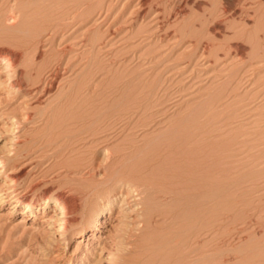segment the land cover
<instances>
[{"label": "rangeland", "instance_id": "374dc122", "mask_svg": "<svg viewBox=\"0 0 264 264\" xmlns=\"http://www.w3.org/2000/svg\"><path fill=\"white\" fill-rule=\"evenodd\" d=\"M1 46L16 51L25 76L21 89L11 87L1 62L0 264H264V0H0ZM50 79L51 91L35 96ZM154 81L160 90L150 89ZM112 103L122 128L107 146L117 166H137L133 181L173 185L148 190L147 215L132 203L109 210L98 194L107 183L94 186L110 178L113 160L104 149L93 156L85 132L93 124L85 127L77 113L92 104L113 110ZM125 109L134 114L124 132ZM174 165L182 175L198 167L197 199L187 206L175 194L188 187L175 188ZM58 191L78 204L63 236L50 226L58 208L43 198ZM186 233L197 238L191 258L188 245L178 248Z\"/></svg>", "mask_w": 264, "mask_h": 264}, {"label": "bare ground", "instance_id": "6f19581e", "mask_svg": "<svg viewBox=\"0 0 264 264\" xmlns=\"http://www.w3.org/2000/svg\"><path fill=\"white\" fill-rule=\"evenodd\" d=\"M11 15V14H10ZM15 17L16 16H14V15H11V16H9V19H15ZM8 19V20H9ZM7 39V38H6ZM32 39H33V37H32ZM7 40H10V39H7ZM4 41V40H3ZM13 41V40H12ZM16 41V40H15ZM22 42V41H21ZM3 43V42H2ZM5 43V42H4ZM9 43V42H8ZM26 44H28L27 42H25ZM24 43V44H25ZM14 47V46H13ZM19 48V47H18ZM19 53V52H18ZM16 57H17V53H16V51L15 50H13V48L12 49H10V48H6V47H0V64H1V62H3V67L5 68V72L7 73V75H8V79H10V84H11V87H15V88H17L18 87V90H19V88L21 89V87L23 86V77L25 76L24 74H23V71H21V70H18L15 66H16ZM56 58V57H55ZM29 70H31V69H29ZM30 72V71H29ZM44 72V71H43ZM58 73V72H57ZM31 74H32V72H31ZM37 75V74H36ZM12 77H14V80H11L12 79ZM28 77H30V76H28ZM92 77V76H91ZM136 77V76H135ZM42 78V77H41ZM46 78V77H45ZM90 78V77H89ZM25 79V78H24ZM23 80V81H22ZM32 80V79H31ZM89 80V79H88ZM132 80V79H131ZM140 80V79H139ZM133 81V80H132ZM153 81V80H152ZM157 81V80H156ZM31 82V81H30ZM47 82V81H46ZM45 82V83H46ZM82 83H83V81H81ZM88 82H90V80L88 81ZM92 82V81H91ZM141 82V81H140ZM147 82H149V81H147ZM151 82V81H150ZM44 83V84H45ZM146 83V82H145ZM154 83H155V85H154V87H153V85H151V87H150V89H154L155 90V88H158L159 87V83H158V81H157V83L154 81ZM29 84V83H28ZM124 84H125V82L123 83V86H124ZM147 84V83H146ZM54 84H53V79H50L49 80V83L48 84H45V86L44 85H42V86H39V87H43V89L41 88V89H33V90H36V93H35V96H40V97H42L43 95H45L47 92H49V91H51V89H52V86H53ZM83 85V84H82ZM129 85H131V84H129ZM33 86V85H32ZM90 86H93L92 84L90 85ZM107 86H109V85H107ZM158 86V87H157ZM79 87V86H78ZM82 87V86H81ZM114 88H115V86H113ZM119 87V86H118ZM147 87V86H146ZM145 87V88H146ZM167 87V86H166ZM31 88V87H30ZM93 88V87H92ZM91 88V89H92ZM99 88V87H98ZM97 88V89H98ZM128 88V87H127ZM134 88V87H133ZM138 88V87H137ZM169 88V87H168ZM26 89H27V87H26ZM29 89V88H28ZM85 89V88H84ZM97 89H94V92H96V90ZM140 89V88H139ZM144 89V88H143ZM159 90H160V87L158 88ZM157 89V90H158ZM111 90H113V89H111ZM118 90V89H117ZM153 90V91H154ZM77 91V90H76ZM83 91V90H82ZM99 91V90H98ZM114 91V90H113ZM112 91V92H113ZM137 91V90H136ZM144 91V90H143ZM86 92V91H85ZM88 92H90V91H88ZM87 92V93H88ZM93 92V91H92ZM100 92V91H99ZM99 92H97V93H99ZM135 92V91H134ZM155 92V91H154ZM153 92V93H154ZM77 93V92H76ZM131 93V92H130ZM140 93V92H139ZM149 93V92H148ZM91 93H89L88 95H90ZM93 94V93H92ZM134 94V93H133ZM136 94V93H135ZM152 94V93H151ZM151 94H149V95H151ZM162 94V93H161ZM70 95V94H69ZM69 95H67V97L69 96ZM77 96H78V94H76ZM96 93H95V95H93V96H95L96 97ZM100 94H98L97 95V97L96 98H98V96H99ZM140 95H141V93H140ZM145 96L144 97H146L147 98V96H148V94L146 95V93L144 94ZM156 95V94H155ZM165 95V94H164ZM171 95V94H170ZM142 96V95H141ZM169 96V95H168ZM167 96V97H168ZM85 97H86V94H85ZM87 97H89V96H87ZM87 97H86V100L87 101H89L88 99H92V96H91V98H88L87 99ZM94 97V98H95ZM143 97V98H144ZM152 97H154V96H152ZM164 97V96H163ZM75 98H76V96H75ZM95 98V99H96ZM100 98V97H99ZM97 99V103L99 102L98 100H100V99ZM138 98H140V97H138ZM143 98H140V99H143ZM159 98V97H158ZM170 98V97H169ZM39 99V98H38ZM58 99H60V98H58ZM61 99H62V97H61ZM64 99L66 100L67 98H65L64 97ZM125 99V98H124ZM134 99V98H133ZM77 100V99H76ZM159 100H160V98H159ZM69 101H72V100H69ZM78 101V100H77ZM94 101V100H93ZM141 101V100H140ZM143 101V100H142ZM144 101H145V99H144ZM143 101V102H144ZM57 102H59V101H57ZM64 102V101H63ZM62 102V103H63ZM81 102V101H80ZM95 102V103H96ZM155 102V101H154ZM153 102V103H154ZM164 102V101H163ZM169 102V101H168ZM61 103V102H60ZM60 103H58V104H60ZM66 103H67V101H66ZM93 103V102H92ZM105 103V102H104ZM104 103H103V105H104ZM129 103V102H128ZM128 103H127V105H128ZM136 103L138 104V102L136 101ZM135 103V104H136ZM145 103V102H144ZM149 103V102H148ZM65 104V103H64ZM63 104V105H64ZM70 104V103H69ZM69 104H68V107H69ZM80 104V103H79ZM90 104H91V101H90ZM109 104V103H108ZM146 104V103H145ZM156 104V103H155ZM154 104V105H155ZM72 105V104H71ZM106 105V104H105ZM114 105V103H112V106ZM59 106V105H58ZM82 106V108H84L83 107V105H81ZM81 106H79L78 108H79V110H80V108H81ZM111 106V105H110ZM111 106V107H112ZM121 106V105H120ZM130 106V105H129ZM132 106H133V104H132ZM153 106V105H152ZM156 106V105H155ZM159 106H161V105H159ZM57 107V106H56ZM60 107V106H59ZM71 107V106H70ZM108 107V108H107ZM114 107V106H113ZM128 107V106H127ZM138 107V106H137ZM137 107H135V108H137ZM148 107V106H147ZM154 107V106H153ZM81 108V109H82ZM110 107L109 106H102L101 104L100 105H98V104H92L91 106H88V107H86L85 106V108H84V110H82L81 112V115H80V113H77L76 111V113L80 116V120H78V118H77V120L78 121H81L82 123H83V125L84 124H86L87 125V123H89V125H90V123L91 124H93L91 127H88L87 129H85V132L87 133L86 135H87V137H89V142L84 138V141L86 140L90 145H88V147L87 148H92L90 151H93V156L94 157H96L95 155H94V153H96V152H99V151H101V149H104L103 151H105V154H106V157H103V158H106V160L107 159H109V158H111L113 161H111L110 162V165H109V167H106L108 170V175L110 176V178H107L106 179V176L103 178V179H101L100 180V182L98 183V184H96V185H94L95 186V188H98L99 187V185L100 184H104V183H107V185H105V186H103V188H101V190H98V194H99V196L101 197V198H104V196H106V197H108V209L110 210V209H112V206L113 205H115V204H119L120 203V206L121 207H123L124 209H131V207H132V205H131V203L132 204H134V205H136V206H138L137 208H134L135 210L137 209V211L138 210H141V212L142 213H144L145 214V212L148 214V211H150V207L151 206H149L148 205V203H147V199L145 198L146 196H145V194H149L148 192H151V191H148L149 189H151V188H153L154 189V191L153 192H160L161 194H163V193H165L166 191L164 190V189H166L165 187H163L162 188V186H168V184L167 185H162V183L164 182L163 180V182L160 184L159 182L161 181V179H160V181L157 183L158 185H159V187H154V186H150V185H147V184H145L144 182H142V180H136V181H133V179L131 180L130 179V177L136 172H140L139 170H135V168L137 167H135V165H134V170H132L133 168H131V167H128V166H126V165H121V163L119 164V167L117 166L118 164L117 163H115L116 162V160L114 161V159L113 158H115L116 157V155H114V153L116 152L115 150H114V153L112 152V151H110L109 150V146H107V144L111 141V140H114V138H116V137H118L117 135L119 134V131H120V128H122V125H121V127L120 126H118L119 124H118V120L121 118H119L118 120H116L117 121V124H116V122H115V120L113 119L114 117H115V113H116V111H114V110H117V109H115V107H114V109L113 110H111V109H109ZM125 108V107H124ZM63 109H68L67 108V106H66V108L63 106ZM132 109V108H131ZM129 110V111H127L126 109V112L125 111H123V112H125L124 113V115H122L123 117L127 114L128 116L126 117V118H124L123 119V121H125L124 122V124H123V127H124V132H125V130H127L128 128H130L129 126L131 125V122H133V121H131L130 120V117H131V115H133L134 114V111L133 110ZM155 109V108H154ZM57 110V109H56ZM134 110H137V109H134ZM72 111H73V109H72ZM155 111H156V109H155ZM53 112V111H52ZM57 113V112H60V110H58V111H54V113ZM150 112H152V111H150ZM56 113H55V115H56ZM61 113H64L62 110H61ZM60 113V114H61ZM142 113V112H141ZM68 115L67 116H69V114L70 113H67ZM73 114V113H72ZM140 114V113H139ZM54 115V116H55ZM63 115V114H62ZM65 115H66V113H65ZM64 115V116H65ZM71 115V114H70ZM141 115V114H140ZM146 115V114H145ZM152 115V114H151ZM156 115H158V113H156ZM74 116V115H73ZM78 116V117H79ZM119 116H121V115H119ZM195 116V115H194ZM55 117H57V116H55ZM60 117H62V120H65V119H63V116H60ZM71 117V116H70ZM75 117H77L76 115H75ZM75 117H74V119H75ZM117 117H118V115H117ZM144 117H146V116H144ZM152 117V116H151ZM67 118V117H66ZM72 119V118H71ZM102 119H103V123H105L104 122V120L107 122V125L105 126V127H103V125H101V121H102ZM115 119H117V118H115ZM52 120V119H51ZM57 120H61L60 118L59 119H57ZM57 120H55V121H57ZM158 120V119H157ZM68 121H69V119H68ZM70 121H72L73 122V119L72 120H70ZM75 121H76V119H75ZM184 121V120H183ZM59 122V121H58ZM62 122V121H61ZM60 122V123H61ZM72 122H71V124H72ZM150 122V121H149ZM60 123L58 124V125H60ZM63 123V122H62ZM66 123V122H65ZM102 123V124H103ZM152 123V122H151ZM184 123V122H183ZM57 125V123H54V125ZM77 124V123H76ZM134 123H132V125H133ZM148 124V123H147ZM177 123H175V125H176ZM65 125V124H64ZM64 125H61V126H64ZM86 125H84L85 127H86ZM88 125V126H89ZM139 123H138V125H136V126H138L139 127ZM146 125V124H145ZM179 127L181 126L180 124H177ZM176 125V126H177ZM52 126V125H51ZM60 126V127H61ZM69 126H70V124H69ZM84 126H83V128H84ZM187 126V125H186ZM186 126L184 127V128H186ZM57 128L59 127V126H56ZM103 127V128H102ZM134 127V126H133ZM132 127V128H133ZM143 127V126H142ZM179 127H178V129H179ZM182 127V126H181ZM72 128V127H71ZM63 129H64V127H63ZM174 129V128H173ZM175 129H177L176 127H175ZM183 129V128H182ZM181 129V131H183ZM62 130V129H61ZM60 130V131H61ZM78 130V129H77ZM84 130V129H83ZM133 130V129H132ZM63 131V130H62ZM130 131H131V129H130ZM171 131V130H170ZM177 130H175V132H176ZM188 131V130H187ZM124 132H123V134H124ZM190 132V131H189ZM61 133V132H60ZM79 133V132H78ZM77 133V134H78ZM84 133V132H83ZM82 133V134H83ZM131 133V132H130ZM170 133H172L171 135H173L174 133L173 132H170ZM181 133V132H180ZM81 134V135H82ZM132 134V133H131ZM134 134V133H133ZM168 134V133H167ZM182 134V133H181ZM54 135V134H53ZM63 135V134H62ZM170 135V136H171ZM176 135H178L179 136V134L177 133ZM176 135H174V136H176ZM55 136V135H54ZM83 136V135H82ZM82 136H81V140L80 141H82ZM120 136V135H119ZM129 136H131V135H129ZM181 136V135H180ZM183 136H185V135H183ZM196 136V135H195ZM48 137V136H47ZM57 137V136H56ZM55 137V138H56ZM74 137V136H73ZM177 137V136H176ZM182 137V136H181ZM180 137V138H181ZM119 138V137H118ZM132 138V137H131ZM130 138V139H131ZM170 138V137H169ZM175 138V137H174ZM53 139V138H52ZM62 139V138H61ZM76 139V138H75ZM164 139V138H163ZM171 139H173V136H172V138ZM63 140V139H62ZM128 140V139H127ZM132 140V139H131ZM177 140H178V137H177ZM177 140H176V142H177ZM180 140H182V139H180ZM47 141V140H46ZM51 141V140H50ZM79 141V140H78ZM129 141V140H128ZM151 141V140H150ZM165 141V140H164ZM175 142V140H172V144ZM83 142V141H82ZM131 142V141H130ZM160 142V141H159ZM163 142V141H162ZM180 142V141H179ZM78 143V142H77ZM132 143V142H131ZM151 143V142H150ZM172 144H170V145H172ZM156 145V144H155ZM166 145H169V144H166ZM169 145V146H170ZM182 145V144H181ZM83 146H85V145H83ZM127 146V145H126ZM154 146V145H153ZM81 147V146H80ZM80 147H79V149H80ZM147 147V146H146ZM156 147V146H155ZM173 147V146H172ZM183 147V146H182ZM128 148H132L131 147V144L130 143H128V147H127V149ZM29 149V148H28ZM168 149V148H167ZM174 149V148H173ZM203 149V148H202ZM72 150H75V149H72ZM113 150V149H112ZM117 150V149H116ZM165 151H166V149H164ZM163 150V151H164ZM178 150V149H177ZM85 151V150H84ZM87 151H89V150H87ZM86 151V152H87ZM89 151V152H90ZM81 152H83V151H81ZM129 152V151H128ZM132 152H133V150H132ZM205 152V151H204ZM85 153V152H84ZM91 153V152H90ZM145 153H147V152H145ZM156 153V152H155ZM159 153V152H158ZM193 154V153H192ZM208 154V153H207ZM80 155V154H79ZM120 155V154H119ZM123 155H126L125 156V158L127 157V156H132V154H131V152H129V153H127L126 152V154H124L123 153ZM151 155V154H150ZM191 155V154H190ZM204 155V154H203ZM209 155V154H208ZM213 155V154H212ZM81 156V155H80ZM85 156V155H84ZM90 156V155H89ZM92 156V155H91ZM90 156V157H91ZM121 156V155H120ZM119 156V157H120ZM146 156V155H145ZM149 156V155H148ZM214 156V155H213ZM88 157V156H87ZM90 157H88V158H90ZM93 157V158H94ZM152 157V156H151ZM197 157V156H196ZM204 157H206L205 155H204ZM209 157V156H208ZM215 157V156H214ZM129 158V157H128ZM178 158V157H177ZM188 158V157H187ZM213 158V157H212ZM118 159V158H117ZM215 159V158H214ZM84 160H85V157H84ZM89 160V159H88ZM128 159H126V161H127ZM144 160V159H143ZM150 160H151V158H150ZM154 160H155V158H154ZM189 160V159H188ZM196 160V159H195ZM81 161V160H80ZM108 161V160H107ZM125 161V162H126ZM145 161V160H144ZM180 161H181V159H180ZM194 161V160H193ZM197 161V160H196ZM207 161V160H206ZM211 161V160H210ZM83 162V161H82ZM90 163H86L85 165L86 166H90L91 167V169L94 171L95 170V168H96V160H95V162L94 161H92L91 162V160L89 161ZM129 162V161H128ZM141 162V161H140ZM139 162V163H140ZM182 162V161H181ZM189 162H191V161H189ZM188 162V163H189ZM201 162V161H200ZM208 162V161H207ZM103 163V162H102ZM109 163V162H108ZM124 163V162H123ZM132 163V162H131ZM131 163H129L130 165L129 166H132L131 165ZM149 163V162H148ZM147 163V164H148ZM183 163H184V161H183ZM194 163H195V161H194ZM194 163L192 162V164H193V166H195V165H197V164H195L194 165ZM198 163V162H197ZM203 163V162H202ZM125 164V163H124ZM145 164V163H144ZM173 164H176V163H174L173 162ZM181 164V163H180ZM201 164V163H200ZM209 164V163H208ZM108 165V164H107ZM188 165V164H187ZM207 165V164H206ZM211 165V164H210ZM6 166V158L5 157H2L1 159H0V170L1 171H3L4 170V167ZM98 166V165H97ZM140 166V165H139ZM175 166V165H174ZM184 166V165H183ZM182 166V167H183ZM186 166V165H185ZM190 166V165H189ZM192 166V167H193ZM201 166V165H200ZM213 166H215V165H213ZM81 167V166H80ZM80 167H79V169H80ZM89 167V168H90ZM100 167V165L98 166V168ZM175 167H180L179 169H180V171H179V169H177L178 170V174H181V176L180 177H178V176H176L177 174V171L174 169ZM175 167H173V169L171 168V171H173V170H175L176 171V173H174V171H173V173L174 174H172V172H170L173 176H171V178L173 177H176V178H174L175 180H178L177 178H179L180 180L179 181H177V184H174V183H176V181L174 182V179H173V182H172V184H174V186H175V188L177 187V186H180V185H187V189H189V192H188V190L186 189V191H185V193H182L181 192V190L179 191V190H177V191H179V192H177V193H175L176 195H177V197H178V199L180 198V199H184L186 202H185V205H186V203H189V204H191L192 202L194 203V201L197 199H194L195 198V189H196V187L197 186H199V185H197L196 183V180L198 179V175L196 174V171H198L197 169H198V167H197V169H196V171H195V168H194V170L192 169V167H191V171H189L188 170V168L190 169V167H188L187 166V170L190 172V174L188 173V171H186V173H184L183 175H182V173L184 172V170H183V172L181 171V166H175ZM203 167V166H202ZM210 167V166H209ZM85 168V167H84ZM144 168V167H143ZM145 168H146V166H145ZM163 168H165V167H163ZM205 168V170H207L206 168L207 167H204ZM139 169V168H138ZM142 169V168H141ZM147 169V168H146ZM166 169V168H165ZM168 169V168H167ZM183 169H184V167H183ZM159 170H161V168H159ZM89 171H90V169H89ZM92 171V172H93ZM97 171V170H96ZM96 171H94V172H96ZM168 171H170V169L168 170ZM141 172H142V170H141ZM158 172V171H157ZM167 172V171H166ZM179 172H182V173H179ZM202 173L204 172V171H201ZM209 172V171H208ZM208 172H204L205 174L203 175L202 173H200V174H202L203 175V177H207V179H208V177L209 176H211V175H209L208 176ZM169 173V174H170ZM96 174V173H95ZM167 174V173H166ZM206 174H207V176H206ZM137 175V174H136ZM159 175V174H158ZM175 175V176H174ZM161 176H162V174H161ZM141 177V176H140ZM167 177V176H166ZM181 177L182 178H186V180L187 181H185V179H184V181H185V183H183V180H181ZM202 176H201V178H203ZM144 178V177H143ZM169 178V177H168ZM200 178V177H199ZM204 178V179H205ZM213 178V177H212ZM14 179V178H13ZM95 179V178H94ZM97 179V178H96ZM204 179H202V180H204ZM165 180V179H164ZM208 180H210V179H208ZM208 180H204L203 182H202V185L203 186H208V188H209V185L206 183V181H208ZM216 180V179H215ZM144 181V180H143ZM150 181V180H149ZM156 181H158V179L156 180ZM169 181H170V179H169ZM216 181H218V180H216ZM147 182V181H146ZM199 182V181H198ZM210 182V181H209ZM213 182V181H212ZM169 183V182H168ZM200 183V182H199ZM150 184V183H149ZM153 184V183H152ZM166 184V183H165ZM171 184V185H172ZM210 184V183H209ZM212 184V183H211ZM210 184V185H211ZM173 186V185H172ZM171 186V187H172ZM168 187H170V186H168ZM167 187V189H169ZM170 187V188H171ZM184 187V186H183ZM174 188V187H173ZM178 188V187H177ZM186 187H184L183 189H185ZM205 188H207V187H205ZM60 189V188H59ZM100 189V188H99ZM64 190V189H63ZM174 191V190H173ZM183 191V190H182ZM209 191V190H208ZM163 192V193H162ZM172 192V191H171ZM210 192V191H209ZM44 193V192H43ZM160 193H159V195H160ZM74 194V193H73ZM151 194V193H150ZM207 193H205V195H206ZM158 195V194H157ZM199 195V194H198ZM18 196V195H17ZM42 196V195H41ZM194 196V197H193ZM199 196H201V195H199ZM208 196V195H207ZM105 197V198H106ZM150 197V196H149ZM202 197V196H201ZM43 198H44V200L45 201H49V199H52L53 201H54V204H55V207H57L58 208V212H57V215H58V217H57V220H56V222H57V225H52V224H50V226H55L54 228H56V229H58V233H60V235H65V234H67V224H68V222H71V221H73V220H75V216H74V213H76L75 211H76V209H77V207H78V204H77V202H76V199H75V197L74 196H71L70 194H67V193H65V192H63V191H58L56 194H54L53 196H50L48 193H44L43 194ZM198 199H200V197L198 198ZM150 200V199H149ZM183 200V201H184ZM183 201H180V202H183ZM201 200H199V201H197V202H200ZM202 201H204V200H202ZM16 202H22V203H25V206L27 207V210L29 211V210H32L33 208H34V203L33 202H30V201H24V200H22L21 198H18V199H16ZM151 202V201H150ZM206 202V201H205ZM201 203V202H200ZM150 204V203H149ZM195 204H196V202H195ZM193 205V204H192ZM207 205V204H206ZM187 206V205H186ZM182 207V206H181ZM190 208V207H189ZM134 209H132V210H134ZM127 211V210H126ZM129 212V211H128ZM96 214V213H95ZM147 214H145V215H147ZM150 214V213H149ZM140 218V217H139ZM147 219V218H146ZM144 221H145V218H144ZM144 223V222H143ZM195 223V222H194ZM140 224V223H139ZM148 224V223H147ZM190 224V223H189ZM194 225V224H193ZM141 226H143V224H141ZM191 226V225H190ZM144 227V226H143ZM188 229V228H187ZM189 230V229H188ZM187 231V230H186ZM192 232V231H191ZM179 233H181L180 231H179ZM196 233V232H195ZM177 234H178V232H177ZM187 234V233H186ZM189 234V233H188ZM187 234V235H188ZM190 235V237H189V241L186 243V242H183V243H186L185 244V246L184 245H182V246H184V248L183 247H181L180 245V241H177L178 240V238L176 239V244L178 245V244H180L179 246L180 247H178V248H182V249H179V250H184L185 249V247H187L186 245H188V247L187 248H189V251H188V249H187V253H189L190 255H187V257L189 256H191V254L193 255L195 252L194 251H196L197 249L195 248L194 249V247L195 246H197L196 244H197V238L196 237H194L193 236V233H192V236H191V234H189ZM179 236H180V234H179ZM182 237H184V236H181V238ZM186 237V236H185ZM188 237V236H187ZM183 240V239H182ZM208 240H209V238H208ZM184 241V240H183ZM209 241H212V239L211 240H209ZM163 242V241H162ZM156 243V242H155ZM170 243V242H169ZM196 243V244H195ZM200 243V242H199ZM206 243V242H205ZM171 244V243H170ZM207 244V243H206ZM173 246V245H172ZM174 247H176L175 245H174ZM207 247V246H206ZM167 248H169V245H168V247ZM170 249V248H169ZM168 249V250H169ZM162 251V250H161ZM167 251V250H166ZM170 252L172 251V250H169ZM175 251H177V247H176V249H175ZM163 253V252H162ZM167 253V252H166ZM165 253V254H166ZM177 253V252H176ZM175 253V254H176ZM178 253H179V251H178ZM180 253H182V252H180ZM186 253V254H187ZM164 254V255H165ZM178 255V254H177ZM173 255H171V257H172ZM183 256V255H182ZM159 257V256H158ZM167 257H168V255H167ZM187 257H186V259H187ZM191 258V257H190ZM192 258H193V256H192ZM181 259V258H180ZM185 259V260H186ZM171 260V259H170ZM189 260H191V259H189ZM188 260V261H189ZM188 261H186V262H188ZM195 261H197V260H195ZM181 262V261H180ZM192 262V261H191ZM190 263V262H189ZM175 264V263H174ZM179 264V263H178ZM184 264V263H183Z\"/></svg>", "mask_w": 264, "mask_h": 264}]
</instances>
